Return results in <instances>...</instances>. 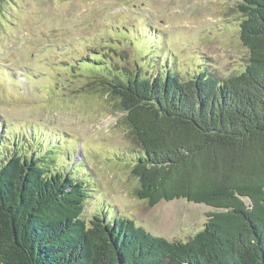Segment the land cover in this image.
<instances>
[{
	"label": "trees",
	"instance_id": "trees-1",
	"mask_svg": "<svg viewBox=\"0 0 264 264\" xmlns=\"http://www.w3.org/2000/svg\"><path fill=\"white\" fill-rule=\"evenodd\" d=\"M238 1L249 62L236 76H152L144 61L116 69L93 55L77 63L102 70L83 92L110 101L141 149L134 195L150 206L184 199L216 209L202 230L169 241L124 217L86 224L91 178L49 172L53 150L14 151L0 155V264H264V0Z\"/></svg>",
	"mask_w": 264,
	"mask_h": 264
},
{
	"label": "rangeland",
	"instance_id": "rangeland-1",
	"mask_svg": "<svg viewBox=\"0 0 264 264\" xmlns=\"http://www.w3.org/2000/svg\"><path fill=\"white\" fill-rule=\"evenodd\" d=\"M238 4L0 0V155L34 158L53 150L49 172L75 169L91 178L81 215L86 224L104 213L169 241L189 240L217 210L184 199L150 206L134 195L139 183L131 166L141 149L110 101L83 92L90 74L102 70L77 63L93 55L116 69L133 70L144 61L152 76L164 69L184 80L203 70L220 79L236 76L249 62Z\"/></svg>",
	"mask_w": 264,
	"mask_h": 264
}]
</instances>
